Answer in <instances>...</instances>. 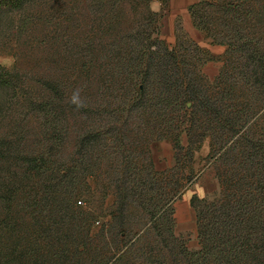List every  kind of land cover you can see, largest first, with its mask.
Masks as SVG:
<instances>
[{
    "label": "trees",
    "instance_id": "16d2710c",
    "mask_svg": "<svg viewBox=\"0 0 264 264\" xmlns=\"http://www.w3.org/2000/svg\"><path fill=\"white\" fill-rule=\"evenodd\" d=\"M23 4L0 0V10ZM189 11L212 43L227 46L214 80L202 72L209 59L194 40L172 47L152 35L131 51L83 57L74 72L43 79L47 101L30 105L43 108L53 134H69L70 111L78 148L27 158L42 185L18 222L32 217L38 228L7 232L2 264L32 256L40 264H264V0H201ZM17 73L0 66V85H16ZM103 134L113 135L116 152ZM142 134L175 141L174 167L155 169ZM206 140L221 191L198 204L200 247L190 250L175 234L173 203L180 179L196 176L194 154ZM97 191L102 205L113 195L104 215L78 204Z\"/></svg>",
    "mask_w": 264,
    "mask_h": 264
},
{
    "label": "rangeland",
    "instance_id": "374dc122",
    "mask_svg": "<svg viewBox=\"0 0 264 264\" xmlns=\"http://www.w3.org/2000/svg\"><path fill=\"white\" fill-rule=\"evenodd\" d=\"M200 1L23 0L22 8L0 10V66L18 72L16 85H0V248L11 229L23 227L35 231L38 228V220L32 217L18 222L20 212L32 209L31 197L42 185L41 173L30 169L27 158L42 154L68 155L78 148L76 140L80 134L73 132L79 122L74 123L69 110L66 116L69 134H53L47 130L43 108L30 105L32 101L36 106L47 101L50 93L45 91L43 79L74 72L83 57L116 56L126 52L125 45L131 51V45L138 39L152 35L172 47L178 39L194 40L209 59L202 66V72L214 80L224 63L227 46L212 43L203 31L206 41H197L186 30L187 5ZM142 135L150 136V156L155 169L174 167L175 141L171 138L153 141L154 134ZM103 138V142L108 139L105 148L109 153L118 150L112 134H103ZM187 140V134H180V145H186ZM208 154L206 140L194 154L192 166L197 172L193 180L187 182L180 172V183L185 185L173 203L175 234L190 250L200 247L198 204L215 200L221 191L215 165ZM101 194L102 191L84 194L78 204L104 215L109 212L113 195H108L102 205ZM27 245H30L29 251L37 254L40 246L37 241ZM40 260L32 256L26 264H40Z\"/></svg>",
    "mask_w": 264,
    "mask_h": 264
},
{
    "label": "crops",
    "instance_id": "0c3cea01",
    "mask_svg": "<svg viewBox=\"0 0 264 264\" xmlns=\"http://www.w3.org/2000/svg\"><path fill=\"white\" fill-rule=\"evenodd\" d=\"M193 2H191V3H189L187 6V14H186V20H185V22H186V30L190 33V35L194 38V39H196L197 41H201V42H204V41H206V36H205V34L202 32V31H200V30H198L195 26H194V23H193V20H192V16H191V14H190V11H189V6L192 4ZM211 45V44H210ZM212 46V45H211ZM212 51H214V50H212ZM216 51H218V52H220V53H222L223 52V50H221V49H218V50H216Z\"/></svg>",
    "mask_w": 264,
    "mask_h": 264
}]
</instances>
